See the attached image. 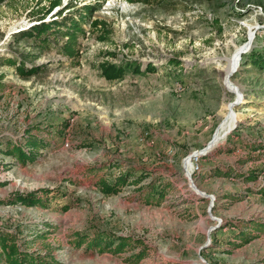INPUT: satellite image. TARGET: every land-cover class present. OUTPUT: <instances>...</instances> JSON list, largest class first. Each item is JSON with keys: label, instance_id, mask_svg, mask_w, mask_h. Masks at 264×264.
Here are the masks:
<instances>
[{"label": "rangeland", "instance_id": "obj_1", "mask_svg": "<svg viewBox=\"0 0 264 264\" xmlns=\"http://www.w3.org/2000/svg\"><path fill=\"white\" fill-rule=\"evenodd\" d=\"M36 1L0 3V228L30 250L50 249L59 264H264V229L255 225H264V67L250 60L264 50V0H105L91 19L106 21L110 41L87 31L78 58L52 45L63 37L50 34L49 48L18 34ZM9 59L38 70L22 76ZM105 59L134 67L108 79ZM221 126L229 132L214 144ZM28 133L45 145L22 164L4 148ZM196 149L205 152L190 158ZM252 168L257 178L245 179ZM127 170L142 177L117 193L99 190V178ZM154 183L164 197L146 201ZM15 191H35L44 205L10 202ZM77 231L134 243L100 252L75 245ZM141 244L145 254L129 259Z\"/></svg>", "mask_w": 264, "mask_h": 264}, {"label": "trees", "instance_id": "obj_2", "mask_svg": "<svg viewBox=\"0 0 264 264\" xmlns=\"http://www.w3.org/2000/svg\"><path fill=\"white\" fill-rule=\"evenodd\" d=\"M6 0H0V3ZM42 0L36 1L37 6L30 11L32 18L31 24L25 28H21L18 32L21 36L32 37L36 40L38 46L52 45L59 49V51L67 56H79V37H83L87 31H99L97 37L101 40L110 41L109 26L103 18L94 17L91 19L95 10L99 9L105 0H87L78 5L80 0H65L61 5L62 0H48L47 3L40 4ZM130 2L139 1L142 3H158L161 0H127ZM55 8V9H54ZM50 34H53L54 39L63 37L61 44H52L50 41ZM52 40V42H53ZM52 44V45H51ZM49 47V48H50ZM108 54L114 55V52L108 51ZM251 62L259 67H264V50H252ZM15 65L16 71L22 76H28L38 70L36 65L27 67L24 62L15 60H8ZM172 63L179 62L176 59H171ZM78 63V62H77ZM100 70L103 76L108 79L118 78L123 75L126 69L134 67L131 64L125 65L123 63L116 64L111 60H102L100 63ZM134 69H139L137 66ZM149 68H147L148 70ZM4 73L0 71V98L2 92L6 87ZM45 144L42 137L38 134L28 133L24 136L23 142H8L4 148L5 153L15 157L20 163L24 164L35 158V152L38 147H43ZM28 147V148H26ZM213 172L218 175L228 173L219 167H215ZM131 173L129 170L120 172L112 178L101 177L97 181L98 188L103 194L117 193L120 188L129 181L137 182L142 176H135L134 179H128ZM245 179H256L257 170L252 168L249 172L243 174ZM165 186L162 184H151L146 192L147 200L152 195H156L157 200L160 201L164 197ZM45 193L49 189L41 188ZM258 192L264 194V184L258 188ZM9 198L10 202H19L25 205H44V198L35 191L19 192L15 191ZM257 227L264 229L262 223L255 224ZM35 228V227H34ZM35 235H43V233ZM237 236L242 237L243 241H247L251 235H248L245 230H240ZM85 244L87 248H94L98 251H113L120 252L133 247V239L129 235H118L111 233H96L93 236L86 233L75 232L74 244L79 246ZM232 244H236L232 242ZM142 247L130 254L129 259L134 261L140 259L145 254L144 244ZM238 245V244H236ZM30 241L27 239L19 240L17 233L14 230L0 228V264H59L56 256L50 251L42 252L40 250H30Z\"/></svg>", "mask_w": 264, "mask_h": 264}, {"label": "bare ground", "instance_id": "obj_3", "mask_svg": "<svg viewBox=\"0 0 264 264\" xmlns=\"http://www.w3.org/2000/svg\"><path fill=\"white\" fill-rule=\"evenodd\" d=\"M242 49V47L239 48V50L236 52L237 54H235V56L231 59V62H230V66H229V69H228V72H230L232 70V68L235 66V63H236V60L238 59L239 57V51ZM226 81H227V85L232 88V89H236V87L231 84V81L228 80V78H226ZM235 93V92H234ZM237 95H241L239 92L236 93ZM240 100V99H239ZM234 107V105H232ZM227 109H228V105H226ZM232 112H234L233 108H232ZM227 115V114H226ZM229 117H227L226 121L227 122H231V120H233V125H234V120H236V115L235 114H231L229 115ZM229 132V129H226L224 130V127L221 126L220 127V130L217 132V134L215 135L214 137V144L217 143V141L222 138L223 136H225L227 133ZM213 142L211 144H213ZM201 153L198 152L197 153V156L200 155ZM195 155H191L189 156L190 158H193ZM188 158L186 160V169L188 171L189 174H191V171L193 170V163H192V159Z\"/></svg>", "mask_w": 264, "mask_h": 264}, {"label": "water", "instance_id": "obj_4", "mask_svg": "<svg viewBox=\"0 0 264 264\" xmlns=\"http://www.w3.org/2000/svg\"><path fill=\"white\" fill-rule=\"evenodd\" d=\"M251 36H252V35H251ZM243 51H245V50H243ZM243 51H242V52H243ZM239 58H240V56H239ZM239 58H238V59H239ZM233 70H234V69H232V70L229 72L228 75H230V74L233 72ZM235 95H236L235 98H234L233 100H231V104L234 105V106H235L237 103L240 102L238 95H237V94H235ZM234 125H235V124H234ZM234 125H233V126H234ZM233 126H232V127H233ZM232 127H231V128H232ZM215 130H216V129H215ZM214 132H215V131H214ZM213 134H214V133H213ZM212 136H213V135H212ZM211 140H212V139H210V140L208 141L207 145H206L205 147H203V148H205V149H207V150H208V149H211V147L213 146V144H212V145L210 144ZM207 150H206V151H207ZM197 151H199V150H198V149L193 150L189 155H190V156H191V155H195V156H196L197 153H198ZM204 152H205V151H201V150H200V153H204Z\"/></svg>", "mask_w": 264, "mask_h": 264}]
</instances>
